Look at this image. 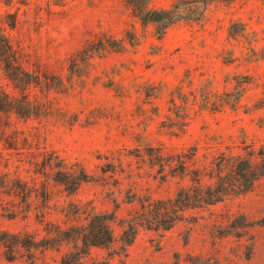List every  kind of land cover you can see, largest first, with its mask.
Here are the masks:
<instances>
[{"label": "rangeland", "instance_id": "374dc122", "mask_svg": "<svg viewBox=\"0 0 264 264\" xmlns=\"http://www.w3.org/2000/svg\"><path fill=\"white\" fill-rule=\"evenodd\" d=\"M150 6L181 13L161 38L126 0H0V24L41 80L29 97L42 104L36 116L0 115V230L26 244L10 238L15 249L3 245L0 264H62L74 247L58 242L59 228L86 224L93 210L115 216L114 240L91 247L83 264H264V177L187 209L169 229L168 218L143 222L122 248L126 223L144 205L156 217L159 200L192 184L175 162L160 165V154L168 165L197 146L196 169L218 148L245 154L264 145V0ZM101 34L125 48L96 56ZM84 49L92 57L72 63ZM0 88L20 94L1 64ZM178 111L187 127L175 135L163 123ZM81 173L88 181L77 185ZM52 236L56 247H44Z\"/></svg>", "mask_w": 264, "mask_h": 264}, {"label": "trees", "instance_id": "16d2710c", "mask_svg": "<svg viewBox=\"0 0 264 264\" xmlns=\"http://www.w3.org/2000/svg\"><path fill=\"white\" fill-rule=\"evenodd\" d=\"M126 2L131 6L134 15L139 18L144 26L149 24L154 25L158 38H161L168 27L175 23L181 15V13H174L169 8H153L150 6L151 0H126ZM231 27H233V24L230 25V33L232 32ZM245 32L246 28L244 26L240 36H243ZM128 34L126 33V39L133 44L135 37H128ZM236 35L235 33L232 37L236 38ZM96 45V52H99L96 56L103 55L111 48L115 50L125 48L123 40L116 39L112 35L107 34L99 35L96 40ZM87 54L84 49L79 51L78 54L72 55V63L78 60L87 61L92 57ZM0 64L7 77L12 81L15 89L20 93L19 95H15L0 88V115L15 113L25 118L36 116L37 113L35 110L42 104L38 99L31 100L28 90L32 84H40V77H34L32 73L25 69L23 60L18 55L17 50L14 48L1 24ZM243 95L244 91L241 89L239 98ZM169 123L166 124L164 121L163 124L171 132L175 133V135L179 132L183 133L187 127V119L186 117H179V111L175 112L174 117H169ZM196 148L197 146L190 156L185 153H180L168 159V165L162 157L163 154H160L162 158L159 161L160 165L166 167L171 166L175 162L176 169L180 168L182 178L186 176L191 177L192 184L180 187L174 197L159 200L158 203H160V206L157 208V213L155 211L156 217H151L149 215L151 208H147L144 205L142 212L138 215L139 217L135 221L127 222L126 227L123 229L120 237L123 250L126 251L132 245L137 230L142 226L143 222L149 228H153L151 226L158 223L157 219L161 221L162 219L166 220L168 218L169 222L163 228L169 229L175 222L182 218L184 211L187 209L217 203L231 194L248 192L260 178L264 177V145L258 151L253 145L245 154L234 151L233 146L227 149L218 148L216 152H208L206 161L198 163L196 169H192V166L197 163ZM86 176V174L84 175L82 173L81 175H77L76 184L87 182L88 179ZM23 190V193L26 192L28 194L26 188H23ZM28 200V197H26L23 202L27 203ZM86 214V224L77 227L59 228L58 230L60 234L58 242L71 241L74 247L73 250L63 255L62 264H83V256L89 253L91 247L107 246L114 240L111 222L115 216L103 214L95 210ZM152 215L154 216V213ZM24 218H27V216H24ZM156 226L159 227L158 224ZM10 238H15L18 246H26L19 234H12L0 230V248L4 245L8 249L14 250L16 244L13 245ZM55 238V236H52L44 239L43 246L55 248ZM33 242L35 241L33 240ZM13 258V256L8 257V260H12Z\"/></svg>", "mask_w": 264, "mask_h": 264}]
</instances>
